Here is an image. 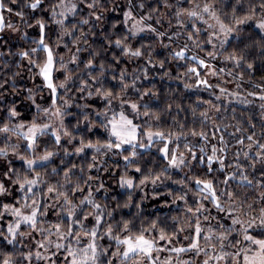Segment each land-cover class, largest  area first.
<instances>
[{
	"label": "snow or ice",
	"instance_id": "snow-or-ice-1",
	"mask_svg": "<svg viewBox=\"0 0 264 264\" xmlns=\"http://www.w3.org/2000/svg\"><path fill=\"white\" fill-rule=\"evenodd\" d=\"M0 264H264V0H0Z\"/></svg>",
	"mask_w": 264,
	"mask_h": 264
},
{
	"label": "trees",
	"instance_id": "trees-1",
	"mask_svg": "<svg viewBox=\"0 0 264 264\" xmlns=\"http://www.w3.org/2000/svg\"><path fill=\"white\" fill-rule=\"evenodd\" d=\"M258 77H259V74H258Z\"/></svg>",
	"mask_w": 264,
	"mask_h": 264
}]
</instances>
